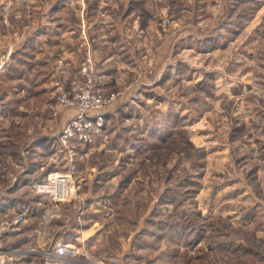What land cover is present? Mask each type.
Masks as SVG:
<instances>
[{
  "label": "rangeland",
  "instance_id": "rangeland-1",
  "mask_svg": "<svg viewBox=\"0 0 264 264\" xmlns=\"http://www.w3.org/2000/svg\"><path fill=\"white\" fill-rule=\"evenodd\" d=\"M17 1L14 53L0 56V138L14 146L0 149V201L27 178L36 194L48 173L70 176L55 221L71 229L90 208V243L70 238L80 264H264V0ZM98 95L105 129L70 143L71 171L61 135ZM43 137V155L17 154ZM25 190L0 220V264L15 263L6 242L20 233L1 227L32 206Z\"/></svg>",
  "mask_w": 264,
  "mask_h": 264
},
{
  "label": "crops",
  "instance_id": "crops-1",
  "mask_svg": "<svg viewBox=\"0 0 264 264\" xmlns=\"http://www.w3.org/2000/svg\"><path fill=\"white\" fill-rule=\"evenodd\" d=\"M17 3V0H0V47L2 48L1 50L4 49V51H0V56L2 54L6 55L7 53H10V56H12L14 53L12 41L13 39L16 41L17 38V28L15 27V23L18 18L16 9ZM3 38L6 40L4 48L2 46ZM9 48H11V50ZM1 65L2 57H0V70L2 67ZM5 114L6 112H2V110L0 109V120ZM1 134L2 132L0 123V136ZM45 140H47L46 137L40 138V140L36 141L33 144H30L28 147L19 149L17 151V154L21 157L26 158H28V155L30 153L32 155L34 152L43 155L44 148H49V146H47V144L44 142ZM12 145V143L8 144L1 141L0 138L1 150L7 149L10 151V149L14 148V146ZM13 151L16 153V149ZM5 157H7L10 162H12V156L5 155ZM33 157L40 156L37 154ZM43 160L44 158L36 160L37 162H35V160H32V166H34L35 169L38 170L37 168L40 167L39 163ZM30 172L31 170L28 171V176L31 174ZM30 180V178H27L25 183L29 184ZM27 184H19L15 190H11L13 187L12 186L10 189L2 191L3 193L1 194L0 220L6 218L7 216H13L16 212L20 211L19 202H17L16 200H22V198L19 196L22 191H26L25 189H27L28 194L31 196V198H33L32 206L27 205L24 207V211L28 213L29 218L28 223L24 225V232L18 235H13L12 237L7 239L6 248L7 251L11 253L10 258L7 259L8 262L12 261V263H14L13 261H15L16 264H44V258H46L45 253L49 250V248L51 246H55L60 242L71 243L70 238L73 237V235H75L80 243L84 245L90 243L91 239L93 238L91 233L92 227L91 224H89L90 220L83 217L84 213H87L90 208H86L85 211L82 210L80 215H78L77 222H75L76 224L71 229L65 228L60 221H55V216H57L56 218H58L57 214L60 207L63 210V215L61 214L62 218H66L67 213H70L71 209L65 207L66 204L53 203V205H56L55 208L52 207L55 210L53 211L52 209V211H50V214L46 216L44 207L42 205H39V196L33 194L32 191L29 190Z\"/></svg>",
  "mask_w": 264,
  "mask_h": 264
},
{
  "label": "built area",
  "instance_id": "built-area-1",
  "mask_svg": "<svg viewBox=\"0 0 264 264\" xmlns=\"http://www.w3.org/2000/svg\"><path fill=\"white\" fill-rule=\"evenodd\" d=\"M57 86L58 90L62 91V87H59V84H57ZM59 101L63 104H70L68 97L64 94L61 95ZM107 103H109V101L99 95L93 97L90 103L88 101H83L82 104L79 102L80 107L82 108L80 109L81 113H79L76 118L71 121L68 127L64 129V132L61 135L60 146L64 156L67 155V160L71 164V171L76 170L74 166V153L78 152L80 149L71 146L70 143L72 141H77L82 144V147H86L93 143V139L97 137V135L101 136L103 134L106 125L105 117L103 115L90 116L91 112L89 111L101 109ZM69 178L70 176H64L59 173H48L44 180L34 183L35 186L32 187V189L39 196L48 198L51 203L60 204L67 201L69 198H74V196H76L75 189H67ZM40 203L42 205L43 201ZM48 214L45 213L46 216ZM26 220L27 213L21 212V214L17 215V218L14 221H8L2 224L1 233H9L10 235L21 233L26 224ZM80 257L81 252L76 245L69 242H60L54 246L51 253L47 254L46 264H80Z\"/></svg>",
  "mask_w": 264,
  "mask_h": 264
},
{
  "label": "water",
  "instance_id": "water-1",
  "mask_svg": "<svg viewBox=\"0 0 264 264\" xmlns=\"http://www.w3.org/2000/svg\"><path fill=\"white\" fill-rule=\"evenodd\" d=\"M3 252H4V251L0 250V255H2V254H3Z\"/></svg>",
  "mask_w": 264,
  "mask_h": 264
}]
</instances>
